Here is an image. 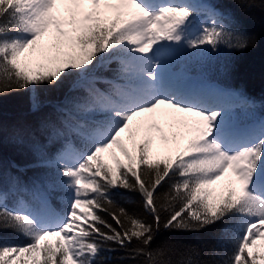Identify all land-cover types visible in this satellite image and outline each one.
Here are the masks:
<instances>
[{"label":"snow or ice","instance_id":"1","mask_svg":"<svg viewBox=\"0 0 264 264\" xmlns=\"http://www.w3.org/2000/svg\"><path fill=\"white\" fill-rule=\"evenodd\" d=\"M254 44L220 0H0V98L28 93L35 117L0 120L32 157L0 160V264H264V106L189 70Z\"/></svg>","mask_w":264,"mask_h":264},{"label":"trees","instance_id":"2","mask_svg":"<svg viewBox=\"0 0 264 264\" xmlns=\"http://www.w3.org/2000/svg\"><path fill=\"white\" fill-rule=\"evenodd\" d=\"M226 9L231 10L233 16L238 21V27L246 31L255 38L254 46H250L242 51L230 52L227 49L219 54L205 55L203 58H193L189 62V70L192 75H203L209 83H215L222 87H230L242 90L248 97L253 99L258 106H264V8H261V0H255L256 7L251 9L239 7L240 0H220ZM115 68L113 62L108 65ZM98 75L111 76V72L103 69L97 71ZM66 91V85L60 90L50 89L41 90L39 95L44 99H57ZM28 93H13L9 96L0 98V120L6 128L19 121L34 123L35 117L28 113ZM44 112L49 109H43ZM257 111H261L258 107ZM32 159L30 154H22L18 147L5 139L0 144V160L6 167L9 162L15 161L23 165ZM42 170L29 169L27 175H34ZM168 191L165 185L160 190L161 194ZM120 206L129 212L139 213L142 201L138 194L126 193L118 201ZM209 230L202 233L166 234L165 238H183L186 243L197 246L214 243L213 232ZM107 256L108 253H103ZM125 253H112L111 256H124ZM124 264H134V261L126 259Z\"/></svg>","mask_w":264,"mask_h":264},{"label":"rangeland","instance_id":"3","mask_svg":"<svg viewBox=\"0 0 264 264\" xmlns=\"http://www.w3.org/2000/svg\"><path fill=\"white\" fill-rule=\"evenodd\" d=\"M157 123L160 125V127L162 129H164V134L166 136H169V143L170 141V134H169V128L167 126V124H165L163 121H157ZM154 137H157L159 134L158 133H152L151 134ZM141 136L137 135L134 139L135 142L139 143L141 140ZM133 141L132 140H128L125 137V144L127 147H129V149L131 150V145H132ZM150 152L152 155V158L154 160H161L164 159L169 153L167 152V144L163 141L160 140H156L151 146H150ZM117 156L119 157V153L117 152ZM121 160L123 159L122 157H119ZM105 161L108 163H111L110 159L107 157V155L105 156ZM224 182L222 181L221 184H223Z\"/></svg>","mask_w":264,"mask_h":264}]
</instances>
